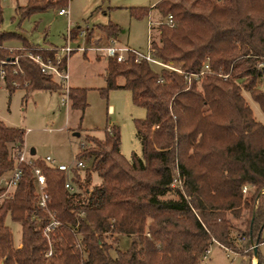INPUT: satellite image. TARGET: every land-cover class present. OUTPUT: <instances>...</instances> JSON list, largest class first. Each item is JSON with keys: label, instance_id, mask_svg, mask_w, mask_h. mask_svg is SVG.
<instances>
[{"label": "trees", "instance_id": "obj_1", "mask_svg": "<svg viewBox=\"0 0 264 264\" xmlns=\"http://www.w3.org/2000/svg\"><path fill=\"white\" fill-rule=\"evenodd\" d=\"M65 2L27 0L16 11L26 18ZM153 8L164 19L152 27L158 33L151 38V56L182 73L136 60L138 52L128 49L121 64L107 58L105 87L99 90L107 96L111 89H126L145 109L143 118L134 119L141 156L127 159L120 129L110 125L102 138L85 134L76 154L84 168L63 171L45 159L32 160L46 179L47 210L60 222L49 239L43 233L49 216L37 206L30 167L21 164L17 186L0 198V264H202L213 243L235 251L263 242L264 122L254 117L243 91L264 112V0H159L131 8L130 15L143 18ZM168 15L172 25L165 22ZM96 29L116 38L119 26L108 22ZM10 40L55 58L51 47L0 30L6 89L65 90L63 81L43 74L20 47L5 46ZM205 64L209 72L188 75ZM67 90L69 107L83 113L86 89ZM24 135L0 119V179L17 164ZM6 219L20 225L19 240ZM119 235L131 238L125 250L114 246ZM256 262L263 264L258 253Z\"/></svg>", "mask_w": 264, "mask_h": 264}, {"label": "rangeland", "instance_id": "obj_2", "mask_svg": "<svg viewBox=\"0 0 264 264\" xmlns=\"http://www.w3.org/2000/svg\"><path fill=\"white\" fill-rule=\"evenodd\" d=\"M158 1L66 0L58 8L67 5V16H57L58 8H49L22 18L16 7L25 5L27 0H0V30L16 32L34 45L51 47L55 55V48L68 46L72 51L66 59L68 79L63 82L69 87L86 89L87 106L81 113L69 107L64 91L34 89L26 92L24 88L13 91L0 88V119L7 125L25 131L23 149L27 159L44 160L50 156L56 163L72 166L76 163V154L84 143L85 134L92 132L102 138L110 123L120 129L121 153L127 159L131 158L132 153L141 156V143L134 119L143 118L145 109L132 102L131 94L126 89H111L107 96L100 93L99 90L105 87L103 75L108 57L103 48L108 44V38L96 27L108 22L117 24V45L145 55L149 21L154 22L152 27H157L159 20L164 18L154 8L148 16L134 18L130 15V9L154 6ZM77 27L82 30L87 28V33L76 37L79 32ZM157 33L156 28L151 31L154 37H157ZM69 35H72L71 39H68ZM4 44L9 48L20 47L24 55L28 51L18 40L6 41ZM117 82L121 84L123 79L118 78ZM243 95L254 117L264 122V112L259 104L247 92L243 91ZM109 105L113 106V110H108ZM6 224L11 228L14 240H19L20 225L9 219H6ZM117 237L118 242L114 246L127 249L131 238L126 235ZM261 238L264 239V227ZM108 240L111 241L112 236ZM252 249L225 250L213 243L202 264H257ZM257 253L264 264V241L258 245Z\"/></svg>", "mask_w": 264, "mask_h": 264}, {"label": "built area", "instance_id": "obj_3", "mask_svg": "<svg viewBox=\"0 0 264 264\" xmlns=\"http://www.w3.org/2000/svg\"><path fill=\"white\" fill-rule=\"evenodd\" d=\"M67 6V5H66ZM66 6H62L60 8L57 9L56 15L57 16H67L69 14V11L67 9ZM165 22L169 25L173 24V18L171 15H168L165 19ZM152 26H153V22L150 20L149 21V31H148V42H147V51L146 54L142 55L138 52V57L136 58V60H139L140 58H145L146 60H148L149 62H151L152 64L155 65H159L162 67H166L169 68L171 70H174L176 72L182 73V71L178 68L172 67L170 65L167 64H163L161 62H159L158 60L154 59L151 56V38H152ZM78 32V36H82L85 33H87V28L85 30H82L80 27H77ZM72 35L68 36V39H71ZM57 50L55 58L51 59V58H44L43 56H41L40 54H33L30 50H28L25 55L31 59L34 63H36L39 66L40 71L45 74V75H49L51 77H53L54 79H57L59 81H67L68 79V73H67V68L65 66V68H62V63H63V59H67V56L70 54V52L72 51L68 46H63L60 47L59 49L55 48ZM85 49V48H84ZM83 49V50H84ZM105 50V54L107 55V57H111L114 58L117 64H121V62L124 60V55L125 52L129 49V48H122L119 47L117 45V41L115 38L110 37L108 38V44L103 48ZM11 63L16 64L17 60L11 61ZM210 68L207 64L204 65V68L198 72V73H189L188 75L191 76H199L202 75L205 72H209ZM224 78H226L228 75H221ZM4 70H0V88L5 87L4 84ZM189 76L187 78V80L189 81ZM12 84L14 86H18V83L13 81ZM66 88L64 90V94H65V101L68 103V94H67V85H65ZM110 126V125H109ZM45 161L47 163H49L52 166H55L56 168H58L59 170H63V171H68L71 169L72 166L75 167H79V168H84L85 167V163L82 160H76V163L74 165H67L64 163H56L54 159H52L50 156H46L45 157ZM21 164L30 167L32 175H33V183L35 186V190L36 193L38 195V199H37V206L44 209L48 216L49 219L46 223H44L43 225V233L44 235L49 239V234L60 225L59 220H57L54 215L47 210V202H48V194L45 191V186H46V179L44 177V175L42 174L41 170L37 167H34L32 164V160L27 159L24 153V149L22 150V152L20 153L18 160H17V164L11 169V171L9 172L8 175L2 177L0 179V198L3 197H7L8 195H10L13 190L15 189V187L17 186V183L23 173ZM65 187L67 189H69L70 191H72L74 188L73 186L69 183L66 182L65 183ZM247 187L244 185L242 187V191L246 192ZM75 237L78 235V232H74ZM74 246L76 248H78L79 250H81V245L79 243V241L77 240V238H75V242H74ZM208 251H206L207 254ZM52 253V249L51 247L48 249V251L46 252V256H50ZM205 255L202 256V260L205 258Z\"/></svg>", "mask_w": 264, "mask_h": 264}, {"label": "crops", "instance_id": "obj_4", "mask_svg": "<svg viewBox=\"0 0 264 264\" xmlns=\"http://www.w3.org/2000/svg\"><path fill=\"white\" fill-rule=\"evenodd\" d=\"M150 7H153V6H150ZM129 49H131V48H129ZM132 50H134V49H132ZM66 68H67V66H66ZM108 110H110V111L113 110V106H112V105H109V106H108ZM109 125H112V124L110 123ZM106 127H107V126H106ZM87 133H88V132H87ZM87 133H86V134H87ZM91 133H92V132H91ZM92 134H94V133H92ZM263 241H264V239H263ZM261 243H262V242H261ZM259 244H260V243H259ZM259 244H258V245H259ZM258 245H257V246H258ZM255 262H256V261H255ZM254 264H255V263H254Z\"/></svg>", "mask_w": 264, "mask_h": 264}, {"label": "water", "instance_id": "obj_5", "mask_svg": "<svg viewBox=\"0 0 264 264\" xmlns=\"http://www.w3.org/2000/svg\"><path fill=\"white\" fill-rule=\"evenodd\" d=\"M76 134L79 135L78 133H76ZM257 245H258V244H255V245L253 246V248H254V256H255V257L257 256V249H256Z\"/></svg>", "mask_w": 264, "mask_h": 264}]
</instances>
